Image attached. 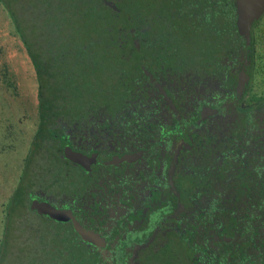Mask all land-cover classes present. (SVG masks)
Masks as SVG:
<instances>
[{
    "label": "flooded vegetation",
    "instance_id": "1",
    "mask_svg": "<svg viewBox=\"0 0 264 264\" xmlns=\"http://www.w3.org/2000/svg\"><path fill=\"white\" fill-rule=\"evenodd\" d=\"M97 5L95 96L52 93L30 205L72 211L81 264H264V8L247 35L238 0Z\"/></svg>",
    "mask_w": 264,
    "mask_h": 264
},
{
    "label": "rangeland",
    "instance_id": "2",
    "mask_svg": "<svg viewBox=\"0 0 264 264\" xmlns=\"http://www.w3.org/2000/svg\"><path fill=\"white\" fill-rule=\"evenodd\" d=\"M20 4L27 9L29 1L21 0ZM22 12L26 13V11ZM85 27L89 30L95 28L89 22L84 25ZM58 36L53 34L51 38L56 39ZM88 62H90L88 58H83L81 62L75 63V68L79 69ZM92 84L82 87L80 90L85 91L86 94L84 92L83 97L78 96L76 98L78 100L72 103L77 104L79 100L89 102L90 97L95 96L90 94L89 87ZM67 88L64 90L69 92L72 90L69 86ZM37 89V76L32 59L23 40L15 33L7 9L0 2V242L5 237L4 240L7 241L5 249L13 251L9 252L1 264H69L71 262L74 264L75 261L79 264L77 262L79 259L82 263L81 247L73 250L71 242L74 236L69 235L70 230L64 224L55 222L48 216L39 215L27 207L22 216H16L13 229L6 227L7 202L20 181L30 144L37 132ZM51 89L50 91H54V95L57 94L58 97L59 89ZM99 95L103 94L99 93ZM43 158L48 162L38 161L40 164L33 165V171L40 173V169L49 168L56 174L65 172L62 164L54 160L53 156L51 159ZM44 173L43 171L37 177L39 182H43ZM56 227L65 229L64 236L70 238H64L68 239L67 241L59 240L55 235ZM62 249H67L68 252L60 257Z\"/></svg>",
    "mask_w": 264,
    "mask_h": 264
},
{
    "label": "trees",
    "instance_id": "3",
    "mask_svg": "<svg viewBox=\"0 0 264 264\" xmlns=\"http://www.w3.org/2000/svg\"><path fill=\"white\" fill-rule=\"evenodd\" d=\"M20 1L0 0L9 13L15 33L23 40L32 59L37 81L40 84V111L42 116L39 129L30 144V153L23 166L20 181L7 202L6 227L9 226L11 229L15 226L16 216H22L25 208H30L28 202L30 203L31 190L34 185L33 180L28 177L33 161L34 151L32 149L34 145H38L39 141L42 143L50 136L49 126L54 115V111L49 108L53 105L52 93L54 92H51L50 89L58 88L59 95L57 97L55 94L56 97H65L66 90L64 89H68V86L72 88L70 92L76 94L77 90L85 87L87 80L91 79L92 71L97 70L95 67L97 64L90 61L76 69L75 63L81 62L83 58L91 55L88 50L91 46L85 47V44L96 39L93 36L96 29L89 30L87 27L84 28V25L86 26L89 22L96 27L99 20L98 0H28L27 9L23 8L24 5L22 6ZM22 11H26V13L23 14ZM53 34L59 35L58 38H51ZM104 66V77L107 80V74L111 70L107 69L109 66L107 63ZM61 228H55V235L59 237V240L67 241L68 239L64 238L74 236L70 231V236H64L66 234V232L63 233L65 229L61 230ZM4 238L0 242V264L12 251L5 249L7 241ZM71 243L74 247L73 250L79 248L75 236ZM67 252V249H62L60 257ZM77 262L81 264L80 259Z\"/></svg>",
    "mask_w": 264,
    "mask_h": 264
},
{
    "label": "water",
    "instance_id": "4",
    "mask_svg": "<svg viewBox=\"0 0 264 264\" xmlns=\"http://www.w3.org/2000/svg\"><path fill=\"white\" fill-rule=\"evenodd\" d=\"M252 0H238V8L240 9V19L239 26L240 31L242 33H246L249 35L250 25L252 20L259 15V13L264 8V2L260 3L257 6H253L251 12L249 10V4ZM249 11V12H248ZM32 210H36L39 215H47L57 221H67L69 219H73L74 226L76 231L80 234L83 239H89L88 231L83 227V225L74 217L71 210L68 209H60L56 206L52 205L48 201H40L38 199H34L30 205ZM92 241L91 239H89Z\"/></svg>",
    "mask_w": 264,
    "mask_h": 264
}]
</instances>
